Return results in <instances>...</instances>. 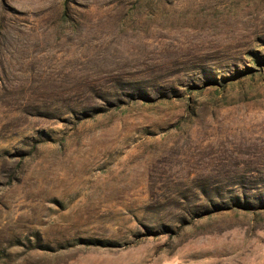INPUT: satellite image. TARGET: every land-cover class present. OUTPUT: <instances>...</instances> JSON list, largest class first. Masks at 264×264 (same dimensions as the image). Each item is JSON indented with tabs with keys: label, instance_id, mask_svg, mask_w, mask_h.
I'll use <instances>...</instances> for the list:
<instances>
[{
	"label": "rangeland",
	"instance_id": "374dc122",
	"mask_svg": "<svg viewBox=\"0 0 264 264\" xmlns=\"http://www.w3.org/2000/svg\"><path fill=\"white\" fill-rule=\"evenodd\" d=\"M0 264H264V0H0Z\"/></svg>",
	"mask_w": 264,
	"mask_h": 264
}]
</instances>
